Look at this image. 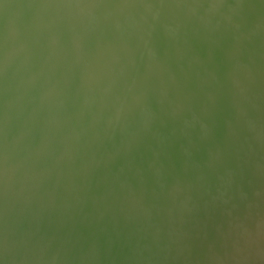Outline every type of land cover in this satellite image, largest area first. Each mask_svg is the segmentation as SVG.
I'll return each mask as SVG.
<instances>
[{
	"label": "water",
	"instance_id": "obj_1",
	"mask_svg": "<svg viewBox=\"0 0 264 264\" xmlns=\"http://www.w3.org/2000/svg\"><path fill=\"white\" fill-rule=\"evenodd\" d=\"M0 264H264V0H0Z\"/></svg>",
	"mask_w": 264,
	"mask_h": 264
}]
</instances>
